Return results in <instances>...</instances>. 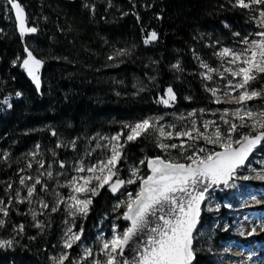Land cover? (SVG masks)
<instances>
[{
    "label": "trees",
    "instance_id": "16d2710c",
    "mask_svg": "<svg viewBox=\"0 0 264 264\" xmlns=\"http://www.w3.org/2000/svg\"><path fill=\"white\" fill-rule=\"evenodd\" d=\"M18 1L28 18L36 17L29 26L38 32L19 37L14 22L3 19L5 2L0 0V100L22 93L11 101L10 111L0 116V197L5 199L4 182L19 187L20 169L34 178L32 171H44L49 165L54 176L61 160L67 166L70 152L59 140L61 136L73 139L77 147L82 137L123 130L125 123L171 107L198 109L204 96L197 65L201 61L211 64L217 43L231 45L248 32L245 10L233 8L234 0ZM153 30L158 39L146 44ZM26 46L43 61L39 91L17 60L24 57ZM121 50L127 54L119 55ZM177 62L182 71L172 67ZM169 86L176 99L165 106L160 99L166 98ZM58 142L65 146L56 148ZM34 148L42 159L30 156ZM152 151L151 144L139 140L127 153L151 157ZM37 160L45 162L44 169H39ZM43 182L49 186L43 191L46 196L53 180ZM40 189L37 185V193ZM27 209V204L14 206L8 226L0 229V239L15 241L0 250V264L50 263L48 256L59 233L55 214L45 210L39 216L49 225L40 234L30 215L21 214ZM21 223L25 232L16 236L12 227ZM31 236L37 239L29 240ZM198 264L209 263L198 259Z\"/></svg>",
    "mask_w": 264,
    "mask_h": 264
},
{
    "label": "snow or ice",
    "instance_id": "6c2138e0",
    "mask_svg": "<svg viewBox=\"0 0 264 264\" xmlns=\"http://www.w3.org/2000/svg\"><path fill=\"white\" fill-rule=\"evenodd\" d=\"M7 4L15 12L21 38L26 34L38 32L37 27L27 26L25 10L18 0H7ZM232 7L241 10H254L258 7V15L252 19L255 20L259 30L243 37H240V33H233L234 36L240 37L238 43L243 47L238 49L222 47L214 53L227 65L223 71L218 72L203 61L200 65L205 69L200 73L203 79L211 81L213 74L218 72L220 78L227 81L223 96L227 97L228 103L235 104L236 107L216 109L212 113L213 115L219 113V120L227 126L226 129L222 130L215 120L203 121V130L197 126L195 119H192L190 127L183 130H175L174 125L166 129L159 123L162 117H148L133 124L125 123L123 127L128 129L127 133L118 132L111 137H102L107 144H96V148H107L109 153L107 157L87 166L83 160L78 162L74 169L77 174L62 185L70 190L69 195L65 198L57 193L58 199L51 207L43 199H37V185H41L42 192L48 190L49 186L43 182L42 177L54 178L52 165L35 178L31 175H20L17 188L13 187L11 181L4 182L3 193L6 199L0 197V229L8 226L7 218L14 206L27 204L29 205L27 212L21 214L31 215L34 222L32 226L43 234L49 225L39 220L38 216L44 215L45 210L58 212L61 210V205H64V210L72 217L73 223L66 228L62 237L63 251L58 256L52 257V264H66V262L77 264V261L70 259V250L81 244L84 228L81 225L78 231L74 230L75 219L88 216L93 198L100 195L101 189L105 186L115 194L126 184H135L139 181L135 194L128 192L126 199L114 206V210L124 209L120 218L128 221L129 226L119 232L114 225L111 238L101 240L99 251L103 259L95 258L93 250L85 247L81 261L91 258V264H198L197 253L200 250L194 247L196 239L194 233L200 222L201 205L209 190L220 185L231 187L230 181L237 178L245 181L250 179L264 181V170L256 172L254 177L237 176L238 170L245 165L249 156L264 146V105L259 109L249 106L251 101H264V0H234ZM137 19L139 20V16ZM227 26L225 24V27ZM157 39L158 34L153 30L145 43ZM24 51L26 57L17 59L21 61L20 67L26 71L39 91L41 78L38 73L43 61L38 59L27 46ZM118 54L125 55L127 50H121ZM109 59L113 57L110 56ZM13 64L15 65L16 61H13ZM172 67L182 71L179 62ZM257 82L260 86L253 87ZM206 91L210 92L213 103L224 102L219 87L206 85ZM15 96L20 97L22 93L17 91ZM175 99L173 88L169 86L166 89V98L162 96L160 102L165 106H171ZM2 103L8 108L13 107L7 97ZM205 111L200 109L199 113L203 114ZM196 115L195 110L188 113L189 117ZM210 128L213 129L211 132H209ZM149 131L157 133L158 148L162 151L178 149L185 162L164 159L160 156L146 158L141 160L140 164L146 163L150 174L140 175L139 168H133L127 180L121 179L118 165L126 157L124 149L129 143L137 141ZM52 135L55 136L56 133L53 131ZM173 139H178L180 142L178 144L165 142ZM200 140L206 145H218L220 150L197 147ZM64 146L60 142L56 144V148ZM71 147L75 149L74 141ZM30 155L35 158L37 153L33 152ZM53 155H56L55 151ZM4 159H7V154H4ZM58 163L61 169L65 168L64 161ZM37 164L39 169H44L43 160H37ZM27 167L29 169L32 167L31 161ZM19 171L23 173L24 169ZM22 190L25 191L24 195L21 194ZM34 201L39 204V212L31 207ZM16 210L18 211V208ZM261 230L264 231V226ZM12 231L16 236H20L25 232V226L22 223L13 225ZM247 235H257L256 228L253 227ZM28 239L36 240L37 237L31 236ZM14 242L13 239H2L0 248L10 247ZM126 249L132 253L130 259L126 255Z\"/></svg>",
    "mask_w": 264,
    "mask_h": 264
},
{
    "label": "rangeland",
    "instance_id": "374dc122",
    "mask_svg": "<svg viewBox=\"0 0 264 264\" xmlns=\"http://www.w3.org/2000/svg\"><path fill=\"white\" fill-rule=\"evenodd\" d=\"M2 7L4 10L3 19L5 20V22L12 21V13L10 11L9 6H6V3H2ZM255 10V15H253L254 10H245L244 15L246 19L245 24L247 26L248 31L247 35L259 30L256 26L255 20L252 19V17L258 15L259 8L257 7ZM35 20L36 17H34L33 20L28 18L29 22ZM232 36L237 37L234 35ZM222 47L238 49L240 47H243V45L239 44L236 41L232 42V44L228 46H225L222 43H217L214 50L211 52L213 61H211V64L208 65L214 69H217L218 72L223 71V68L227 66L224 61H222L214 54L215 52L219 51V49ZM200 65L201 62L196 67L199 73L205 71V69H203ZM218 72L213 74V79L211 81L203 79L201 75L199 76L200 81L202 83V95L204 96V102L200 105L198 109L171 107L170 109H167L160 114L154 113L144 118L162 117L163 119H161L159 123L160 125L165 126L166 129H168L169 126L174 125L175 130H183L191 126L192 119H195L197 121V126L200 127L201 130H203L202 125L203 121L205 120H215L217 121V124H219L222 130L226 129L227 126L219 120V113H217L216 115H213L212 113L216 109H222L225 107L234 108L236 107V105L228 103L227 97L223 96V90L227 81L222 80ZM206 85L212 87H219L222 90L220 95L224 102L220 104L213 103V98L211 97L210 92L206 91ZM259 86V82L253 84V87ZM2 101L3 99L0 100V116L5 115L9 110L7 105H4ZM9 102H11V99H9ZM262 105H264V101L262 100H254L249 102V106L255 107L257 109H259ZM200 109H205L206 111L203 114H200ZM194 110L197 112V115L195 117H189L188 113ZM212 130L213 129L210 128L209 132H211ZM127 131L128 129L126 128L116 132L100 131L91 136L82 137L81 143L77 147H75V149L71 147V143L74 141L73 139H65L62 136L59 137V140L63 141V143H65V145L69 147L68 150L70 153L66 154L68 159L67 166L64 169L55 166V175L52 179L53 188L48 194H46V196L43 194L42 191H40L37 195V199H43L45 202H48L49 205L53 206L56 200L58 199L57 193H59L60 196L67 198L70 190L67 187H63L62 185L66 184V182L72 176L77 174L74 169L78 162L80 160H83L85 165L87 166L95 163L98 159L107 157L109 155L107 148H96V144L100 143L101 145H105L107 144V141L102 139V137H111L118 132L127 133ZM241 131H247V129H241ZM139 140L151 144L153 150V154L151 157L144 153H140L137 155H129V153H127L129 146L137 143ZM165 142L178 144L180 141L178 139H173ZM156 145L157 133L152 131H149L144 136L138 138L137 141L129 143L124 149L126 157L118 165L119 177L121 179L127 180L131 176V170L133 168H139L140 175H148L146 163L140 164V161L146 160V158L160 156L164 159H173L179 160V162H185L178 149H169L168 151H162ZM197 147H206L207 149H212L215 151L220 150L218 145H206L203 140H200L198 142ZM33 152L37 153V157L38 152L36 148L33 149L32 153ZM89 153H91V155H89ZM38 157L39 159H42L41 156ZM261 170H264V146L253 152L246 165L238 170L237 176L239 177L243 175H249L254 177L256 172ZM40 172L37 170L35 172L32 171L34 178ZM20 175H27V170H24V172L20 173ZM43 179L46 181L51 180L48 179L46 176L42 177V180ZM113 180H115V177H113ZM233 182H235L237 186L241 187L239 193L237 192V190L219 192L216 189H213L212 192L207 195L209 196V200L208 202L206 200L205 205H203L202 207L200 225L195 232L196 239L194 241V247L200 250L197 253V259L205 260L209 264H228L232 260L233 264H264V231H261V234L258 236H252L253 238H251L250 240H244L240 238L241 236H237L232 231L234 228L235 221L228 220V217L230 216L229 209L235 210L239 203L243 204V207H245L250 202H254L256 200L264 201V185H260L264 181L257 179H250L245 181L237 178L234 179ZM29 183H31V181H29ZM138 185L139 181H137L135 184H126L114 197L110 194V192H108L107 186H105L104 189H101L100 195L93 198V203L90 206L88 216L86 218L78 217L74 221V230L78 231L79 227L82 225L84 228V236L82 238L81 244L74 246V248L70 250V259L77 261V264H91V258H89L87 261H81V257L85 247L91 248L93 250L95 258L103 259V256L99 251L101 240L111 238V236L113 235L114 225L117 226L116 230L119 232H122L125 228L128 227V224L123 223L122 218H120L124 209L120 208L119 210H114V206L119 201L125 200L128 192L135 194V192L138 190ZM23 193L25 194L24 190H22L21 194ZM237 194H240L242 197L241 199H239V202H235V197L237 196ZM96 201H98V205L96 204ZM212 203H215L216 206L213 208V210L210 211L208 209V206ZM27 207H29V205H27ZM31 207L36 209L38 212L40 211L39 204L35 201L31 205ZM64 207V205H61V210L54 213L55 220L57 221V224H59V233L57 234L58 240L57 244L55 245V249L52 254H49L48 256L50 262L49 264H52V257L58 256L63 251V234L66 228L72 226L73 223L72 217L67 215L66 211L64 210ZM93 208L95 209L94 213ZM253 212L257 213V215H254L257 217V220L255 222H252V228L259 227L261 229V227L264 226V207H258L253 210ZM242 213L244 214L246 212L242 211ZM30 221H32L31 215ZM255 241L258 242V250L260 251H258L257 255H253V257L251 258L249 257L234 259L230 254L232 252L233 247L235 246L237 248L244 247L245 251H252L249 249V247H253L252 245L255 246ZM7 248L8 247L0 248V250H5Z\"/></svg>",
    "mask_w": 264,
    "mask_h": 264
},
{
    "label": "bare ground",
    "instance_id": "6f19581e",
    "mask_svg": "<svg viewBox=\"0 0 264 264\" xmlns=\"http://www.w3.org/2000/svg\"><path fill=\"white\" fill-rule=\"evenodd\" d=\"M230 184L232 186L231 187H225V191L237 190V192L239 193V191L241 190V187L237 186L235 184V182H233V181H230ZM260 185H264V182L261 183ZM210 192H212V190L209 191V193ZM209 193L206 194L205 201L207 200V202L209 200V196H207ZM240 194H241V192H240ZM240 194L239 195L237 194V196L235 197V200H236L235 202H239V199L242 198ZM257 201H259V200H256L254 202H250L245 207H243V204L239 203L235 210L229 209L230 216L228 217V220L229 221H231V220L235 221L234 228L232 231L237 236H241L240 238H242L244 240H250L251 238H253L252 236L247 235V232L251 231V228L253 225L252 222H255L257 220V217L254 216V215H257V213L253 212V210H255L258 207H264V203H257ZM204 205H205V203H204ZM215 206H216L215 203H212L208 206V209L211 211V210H213V208ZM242 211H245L246 213L243 214ZM261 231L262 230L259 227L256 228V232H257L256 236L260 235ZM242 233H244V234L242 235ZM244 249H245L244 247L243 248H237L235 246V247H233L232 252L230 254L232 255V257L234 259L249 258V257L251 258V257H253V255H257V253L259 251L256 249L252 250V251H245ZM231 262L228 264H233V262L232 263Z\"/></svg>",
    "mask_w": 264,
    "mask_h": 264
},
{
    "label": "water",
    "instance_id": "95a60500",
    "mask_svg": "<svg viewBox=\"0 0 264 264\" xmlns=\"http://www.w3.org/2000/svg\"><path fill=\"white\" fill-rule=\"evenodd\" d=\"M6 2H7V0H5ZM19 2V1H18ZM20 3V2H19ZM9 7H10V9H11V6L9 5ZM23 7V6H22ZM24 8V7H23ZM25 10V9H24ZM11 12H12V16H13V19H14V23H15V29H16V33H17V35L19 36V37H21L20 35H19V31H18V25H17V21H16V19H15V12H14V10H12L11 9ZM25 14H26V17H27V26H28V15H27V12H26V10H25ZM29 34H26L24 37H26V36H28ZM23 37V38H24ZM24 55H25V57H26V53H25V51H24ZM24 70V69H23ZM251 157V155L249 156V158ZM249 160V159H248ZM247 160V161H248ZM247 161L245 162V165H246V163H247ZM244 165V166H245ZM243 166V167H244ZM146 168H147V165H146ZM242 168V167H241ZM147 171H148V174H150V172H149V169L147 168ZM213 189H216L217 191H219V192H224L225 191V186H223V185H220L219 187H216V186H214L212 189H210L209 191H211V190H213ZM108 192H110V194L114 197V196H116L117 194H118V192L117 193H115V194H113L111 191H109L108 190ZM204 203H205V201H204ZM204 203L201 205V209H202V207H203V205H204ZM122 222L123 223H127L128 224V226H129V222L128 221H125V220H123L122 219ZM199 225H200V222L198 223V225H197V229H198V227H199ZM194 235H195V233H194ZM126 255H127V257L130 259L131 258V255H132V253L131 252H129L127 249H126Z\"/></svg>",
    "mask_w": 264,
    "mask_h": 264
}]
</instances>
